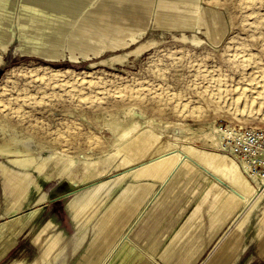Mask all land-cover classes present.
Wrapping results in <instances>:
<instances>
[{
  "label": "rangeland",
  "instance_id": "374dc122",
  "mask_svg": "<svg viewBox=\"0 0 264 264\" xmlns=\"http://www.w3.org/2000/svg\"><path fill=\"white\" fill-rule=\"evenodd\" d=\"M34 1L6 0V8L0 11V29L4 33L1 40L7 42L5 48L0 45V143L8 142L10 146L22 149L29 147L28 150L33 152L37 160L39 157L41 159L49 156L54 158V161L59 158L58 152L64 154L67 152L66 154L72 160L71 165H73L70 166L69 172L66 174L56 170L50 176L40 175L33 170H24L30 172L31 183L26 194L28 195L27 200L24 202L23 199L22 201L23 205L31 204L38 194L46 192L58 181L61 182V186L71 182L73 191L72 195L66 198L68 203L78 200L74 203L75 205L79 204L85 195L94 194L93 200L80 214L85 215L87 211V219H90L102 204V199L98 195L102 190L103 180L122 178V183H125L135 177L134 167L137 166V162L126 164L124 168L121 167L123 165L120 164V156L111 146L112 138L109 135V126L117 123L127 124L136 120L141 124L140 130L144 126L149 130L152 129L158 137L160 136L161 140L176 142V144L186 143L205 151H212V149L209 145L202 143L204 136L214 132L221 140V129L226 125L264 130V122L259 118L249 124L243 123L239 119L233 118L228 112L216 110L209 98V92L215 86V79L220 77L221 89L223 88L221 92L224 95L223 98L226 97L223 101L224 106L231 107L228 104L231 97L235 95L234 87L241 86L246 81L244 76H247L250 67L248 64L246 66L245 63L239 62V58H242L247 52V54L250 53L258 57L256 60H259L260 63L261 61L264 63V18L261 17L264 16L262 13L264 12V0H258L259 2L255 0L257 4L254 3V0H232V3L231 0H82V2L70 0L74 7L66 14L65 23H63L65 25H60L61 27L57 29L59 32L55 31V34L42 36V38L39 35H30V39L28 33L31 31H35V34H38L39 31L43 33L53 25L42 21L30 23L27 20V23L25 19L29 17V14L25 15L26 13L23 12L33 8L37 4V0ZM247 13L248 16H246ZM259 13L263 15L260 16ZM214 14L219 16L222 28V35L219 39H213L210 35L213 22L211 15ZM252 14L254 16L256 14L254 20ZM160 15L168 20L170 25L156 22ZM243 16H245V20ZM23 18L25 19L23 20ZM253 21L255 24H252ZM257 22L258 24H256ZM42 23H46L47 27ZM252 25L257 27L254 28ZM20 26H22L21 29ZM54 27L56 26H52V29ZM245 37L252 41H247ZM253 39H257V41ZM22 40H25L26 44ZM33 41L40 47L52 49L54 56L46 57L28 52L27 46ZM48 41L49 45H47ZM51 45L54 47L52 48ZM261 45L263 46L261 47ZM230 46L233 49H227ZM238 46H242L243 49ZM235 48H238V51ZM241 50L245 52L242 53ZM239 51L240 55L242 54L241 57ZM233 54H236L235 57ZM234 61H236V65H243L236 66V68L235 64H232ZM198 67L200 68L198 69ZM204 68L205 70L202 72ZM204 74H208V76L204 78ZM212 77L214 78L212 79ZM225 81L226 83H224ZM69 84L71 86H66ZM208 85H210V89H208ZM125 88L129 89L126 92L127 96H125ZM150 89L153 90V93ZM97 91L100 92L97 93ZM207 91L208 94H206ZM150 93L152 96L155 94L156 96L152 97L149 95ZM130 96L132 97L130 98ZM200 96L203 99L200 100L199 98H202ZM71 97H76V99ZM168 97L170 101H168ZM161 98L162 100H160ZM21 102L23 103L21 104ZM214 126H216V131H214ZM56 137L61 139H56ZM100 138L103 140L101 141ZM222 150L228 152L225 148ZM112 154H114L113 157ZM67 155H64L66 158L61 159L62 164L69 161L70 158ZM233 159L239 163L234 157ZM100 161L104 162L103 167L105 168L100 175L93 177L84 175L83 168L86 165ZM0 162L8 165L11 169L15 168L6 158L0 157ZM125 166L127 167L125 168ZM247 175L248 178L250 177V182L257 187V191L264 190V186L259 185L249 173H246ZM173 177L180 180L193 176H191V171L180 166L179 173L177 172ZM204 177L207 184L216 180L215 175L205 171L194 175L197 180ZM146 178L157 181L161 179L153 176H146ZM98 181L102 184L95 188ZM177 181L175 184L179 185ZM220 183L223 187L224 183L222 181ZM203 184L198 196L206 188L205 181ZM12 191L5 184L0 170V215L3 212L7 214V212L16 209H11L16 204L13 203L15 198L12 196ZM81 196L83 197L81 198ZM108 199L109 197L106 201ZM259 205V207L251 209L239 229L241 241L231 264H264V228H259L257 223L258 215L264 209V200ZM247 208L248 205L244 203L238 206L228 218V223L217 241L204 253L197 264H209L208 259L243 219Z\"/></svg>",
  "mask_w": 264,
  "mask_h": 264
},
{
  "label": "crops",
  "instance_id": "0c3cea01",
  "mask_svg": "<svg viewBox=\"0 0 264 264\" xmlns=\"http://www.w3.org/2000/svg\"><path fill=\"white\" fill-rule=\"evenodd\" d=\"M177 172L159 181L103 180L102 204L90 219L74 215L78 200H66L71 182L58 181L28 206L25 195L22 205L0 215V264H197L232 212L220 201L222 188L205 178L174 179ZM113 203L117 209L107 211Z\"/></svg>",
  "mask_w": 264,
  "mask_h": 264
},
{
  "label": "bare ground",
  "instance_id": "6f19581e",
  "mask_svg": "<svg viewBox=\"0 0 264 264\" xmlns=\"http://www.w3.org/2000/svg\"><path fill=\"white\" fill-rule=\"evenodd\" d=\"M34 0H32L33 2ZM228 1V0H227ZM235 1V0H234ZM237 1V0H236ZM240 1V0H238ZM249 1V0H248ZM257 2H259L258 0H256ZM263 1V0H261ZM35 2V1H34ZM79 2H82V0H80ZM252 2V1H251ZM103 3V2H102ZM232 3V0H231ZM239 3V2H236ZM255 3V0H254ZM253 3V6H254ZM109 4V3H108ZM230 4V3H229ZM243 4V3H242ZM248 4V3H245ZM244 4V6H245ZM257 4V3H255ZM264 4V3H263ZM27 5V4H26ZM251 5V4H250ZM259 5V4H258ZM7 6V2L6 0H0V11L3 10L4 8H6ZM118 6V5H117ZM235 5H233V8ZM249 6V5H248ZM247 6V7H248ZM252 6V5H251ZM250 6V7H251ZM252 6V7H253ZM262 6V5H261ZM264 6V5H263ZM22 8H24L23 6H21ZM74 5L70 0H41L38 1L37 0V4L30 9H27L25 15L29 14V17L27 19L23 18V20L25 19L26 21H30V23H34V22H38V21H42V22H46V23H51L52 26H56L52 29L49 28V30H45L46 32L43 33H39L35 34V31H31L29 34V36H34V35H39L40 38H42V36H49L51 34H55V31H58L57 29L59 27H61L60 25L65 23V17L66 14L69 13L71 10V8L73 9ZM236 7L238 8V6L236 5ZM246 7V6H245ZM260 7V6H259ZM26 8V7H25ZM134 8V7H133ZM244 8V7H243ZM241 8V9H243ZM249 8V7H248ZM247 8V9H248ZM246 9V10H247ZM253 9V8H251ZM259 9V8H258ZM257 9V10H258ZM262 9V8H261ZM260 9V10H261ZM117 10V9H116ZM245 10V9H244ZM249 10V9H248ZM256 10V11H257ZM22 11V10H21ZM20 11V12H21ZM239 11H243V10H239ZM250 11V10H249ZM264 11V9H263ZM125 12V11H124ZM244 12V11H243ZM246 12V11H245ZM253 13V11H251ZM262 12V10L260 11ZM115 13V12H114ZM127 13V12H126ZM143 13V12H142ZM242 13V12H240ZM239 13V14H240ZM257 13V12H255ZM264 13V12H262ZM261 13V15H263ZM20 14V13H19ZM136 14V13H135ZM201 14V13H200ZM254 14V13H253ZM252 14V15H253ZM21 15V14H20ZM23 15V14H22ZM123 15V14H122ZM145 15V14H143ZM149 15V14H148ZM202 15V14H201ZM249 14L247 13L246 16H248ZM260 15V13H259ZM260 15V16H261ZM35 16V18H34ZM256 16V14H255ZM254 15L253 20H254ZM212 17V27H211V31H210V35L213 39H219L222 35V28L220 25V19L218 18L219 16L211 15ZM242 17V16H241ZM244 20H245V16ZM250 17V16H249ZM250 17V18H252ZM262 18H264V16H261ZM248 19V17H246ZM259 18V17H258ZM19 19V18H18ZM21 19V17H20ZM19 19V21H20ZM67 19V18H66ZM142 19V18H141ZM237 19V18H236ZM241 19V18H240ZM238 19V20H240ZM246 19V20H247ZM257 19V18H256ZM261 19V18H259ZM258 19V20H259ZM69 20V19H68ZM243 20V21H244ZM249 20V19H248ZM25 21V22H26ZM27 21V23H28ZM211 21V20H210ZM251 21V20H250ZM257 21V20H256ZM22 22V21H21ZM20 22V23H21ZM36 22V23H37ZM85 22V21H84ZM156 22L159 23H165L167 25H170L168 20L164 19V17L162 15L159 16L158 20H156ZM246 22V21H245ZM244 22V23H245ZM248 22V21H247ZM252 22V21H251ZM262 22V20H261ZM24 23V22H23ZM44 24L45 26L47 24ZM67 23V22H66ZM87 23V22H86ZM250 23V22H248ZM19 24V23H18ZM26 24V23H25ZM164 24V25H165ZM252 24H255L254 21ZM258 24V22L256 23ZM22 25V24H21ZM24 25V24H23ZM27 25V24H26ZM30 25V24H29ZM28 25V26H29ZM34 25V24H32ZM37 25V24H36ZM41 25V24H40ZM43 25V26H44ZM65 25V24H63ZM93 25V24H92ZM132 25V24H131ZM263 25V24H262ZM31 26V25H30ZM42 26V25H41ZM49 26V27H50ZM254 26V25H252ZM251 26V27H252ZM259 26V25H258ZM22 26H20L21 29ZM39 27V26H38ZM47 27V26H46ZM45 27V28H46ZM251 27H249L251 29ZM257 27V26H256ZM254 26V28H256ZM29 28V27H27ZM33 28H36L35 26H33ZM32 28V29H33ZM81 28V27H80ZM246 28V27H245ZM259 28V27H258ZM47 29V28H46ZM82 29V28H81ZM244 29V27H243ZM248 29V28H247ZM261 29V27H260ZM24 30V29H23ZM40 30V28H39ZM42 30V29H41ZM43 30V31H44ZM246 30V29H245ZM249 30V29H248ZM253 30V29H252ZM258 30V29H257ZM63 31V30H62ZM250 31V30H249ZM255 31V30H254ZM42 32V31H41ZM59 32V31H58ZM252 32V31H251ZM32 33V34H31ZM76 33H78L76 31ZM250 33V32H249ZM254 33V32H252ZM252 33H250L251 35H253ZM23 34V33H22ZM21 34V35H22ZM27 34V33H25ZM24 34V35H25ZM27 34V35H28ZM245 33L243 32V35ZM247 34V33H246ZM4 35L3 30L0 29V45L5 48L7 46V42L6 40L3 41L1 40V38H3L2 36ZM23 35V36H24ZM249 35V34H247ZM257 34L255 33V36ZM28 36V37H29ZM30 36V39H31ZM246 36V35H245ZM258 36H260L258 34ZM25 37V36H24ZM244 37V36H243ZM252 37V36H251ZM262 37V36H261ZM22 38V37H21ZM240 38H242V36H240ZM247 41L251 42L252 39L248 40L247 37H245ZM253 38H255L253 36ZM257 38V36H256ZM260 39V37H258ZM244 39V38H243ZM26 40H28V38H26ZM38 40V38H37ZM36 40V42H37ZM44 40V39H43ZM233 40V39H232ZM255 40V39H253ZM261 40V39H260ZM25 41V40H22ZM42 41V40H41ZM245 41V40H244ZM257 41V39L255 40ZM254 41V42H255ZM262 41V40H261ZM36 42H32L30 43V45L27 46V50L28 52H32V53H37L39 55L42 56H46V57H52L54 56V51L49 50L48 48L45 47H40V45H38V43ZM44 42H46L44 40ZM232 41H230L231 43ZM235 42H237V40H235ZM240 42V41H239ZM243 44V41H241ZM47 43V42H46ZM51 43V42H50ZM53 43V42H52ZM51 43V44H52ZM102 43V42H101ZM233 43V42H232ZM246 43V42H245ZM253 43V42H252ZM250 43V44H252ZM264 43V42H263ZM23 44V43H21ZM24 44H26V41L24 42ZM23 44V45H24ZM43 44V43H42ZM60 44V43H59ZM103 44V43H102ZM234 44V43H233ZM240 44V43H239ZM249 44V43H248ZM49 45V41L48 44ZM57 45V44H56ZM241 45V44H240ZM245 45V44H243ZM242 45V46H243ZM255 45V44H254ZM264 45V44H263ZM261 45V47L263 46ZM21 46V45H20ZM45 46V45H44ZM52 46V45H51ZM233 46V45H232ZM241 46V47H242ZM54 46H52L53 48ZM235 47V46H234ZM239 47V46H238ZM239 47V48H241ZM245 47V46H244ZM247 47V45H246ZM249 47V45H248ZM251 47V46H250ZM258 47V46H257ZM264 47V46H263ZM22 48V47H20ZM233 49V47L230 46V48L227 49ZM24 49V47H23ZM55 49V48H54ZM225 49V48H224ZM236 49V48H235ZM238 49V48H237ZM236 49V50H237ZM243 49V47H242ZM249 49V48H248ZM26 50V49H25ZM57 50V49H56ZM59 50V49H58ZM57 50V51H58ZM245 50V49H244ZM244 50H241L242 53ZM250 50V49H249ZM248 50V51H249ZM258 50V49H257ZM262 50V48L260 49V51ZM238 51V50H237ZM245 52V51H244ZM250 52V51H249ZM56 53V52H55ZM223 53V52H222ZM228 53V52H227ZM238 53V52H237ZM257 53V52H256ZM58 54V53H57ZM56 54V55H57ZM230 54V52H229ZM261 54V53H259ZM228 55V54H227ZM226 55V56H227ZM234 57L236 54H233ZM232 55V57H233ZM242 55V54H241ZM240 55V51H239V56ZM258 55V54H257ZM224 56V55H223ZM231 56V55H230ZM229 56V57H230ZM261 56V55H260ZM263 57V56H262ZM261 57V58H262ZM224 58V57H223ZM227 58V57H226ZM256 56H254L253 54H250L246 52V55L244 54V56L242 58H239V62L241 63H245L246 66L247 64L250 65V67L248 68L247 71V76L246 77V81L241 84V86H237L234 87V91H235V95L233 97H231L229 104L227 103L228 98H227V104L231 105V107L228 106V108L226 106H224L223 101L226 99V97L223 98L224 95H222L221 90V79H215L212 80V82H214L215 86L212 89L209 95L210 98V102L212 103V105L216 108V110L222 112H228L229 114H231L233 116V118H237L239 119V121H242L243 123H250L251 121H253L254 119L259 118L261 121L264 122V63L261 61V63L259 62V60H256ZM260 58V59H261ZM231 59V57H230ZM264 59V57H263ZM232 60V59H231ZM230 60V61H231ZM236 60V59H235ZM223 61V60H222ZM264 61V60H263ZM236 61L232 62V64H235ZM238 62V61H237ZM219 63V62H218ZM230 63V62H229ZM229 63H227L229 65ZM237 64V63H236ZM236 66H240V65H236ZM239 64V63H238ZM244 64V65H245ZM214 66V65H213ZM245 66V67H246ZM200 67H198L199 69ZM213 68V67H212ZM237 68V67H236ZM52 69V68H51ZM197 69V68H196ZM239 69V68H238ZM195 70V69H194ZM202 70V69H201ZM205 68L202 70V72H204ZM231 70V69H230ZM208 71V70H206ZM210 71V70H209ZM208 71V72H209ZM236 71V70H235ZM240 71V70H239ZM237 71V72H239ZM50 72V71H49ZM197 72V71H196ZM200 73V71H198ZM207 72V73H208ZM212 72V71H211ZM215 72V71H214ZM198 73V74H199ZM216 73V72H215ZM245 74V72H243ZM209 74V73H208ZM207 75L204 76V78H206ZM212 74V73H211ZM217 74V73H216ZM220 74V73H219ZM227 75V74H226ZM211 77V75H209ZM223 76V75H222ZM46 77V76H45ZM54 77V76H53ZM216 77V76H215ZM224 77V76H223ZM214 77H212L213 79ZM222 78V77H221ZM225 78V77H224ZM243 78V77H242ZM78 79V78H77ZM203 79V78H202ZM241 79V78H240ZM211 80V79H210ZM237 80V79H236ZM245 80V79H244ZM243 80V81H244ZM203 81V80H202ZM242 81V80H240ZM90 82V81H89ZM206 82V81H205ZM226 83V81L224 82ZM237 83V82H236ZM48 84V83H47ZM50 84V83H49ZM74 84V83H73ZM210 84V83H209ZM89 85V84H87ZM93 85V84H92ZM49 86V85H47ZM56 86V85H55ZM54 86V87H55ZM66 86H71V84L66 85ZM84 86V85H83ZM210 85H208V89ZM50 87V86H49ZM59 87V86H58ZM78 87V86H77ZM203 87V86H202ZM225 87V86H224ZM64 88V87H63ZM82 88V87H81ZM84 88V87H83ZM93 88V87H92ZM226 88V87H225ZM227 91V89H225ZM229 88V87H228ZM8 89V88H7ZM66 89V88H65ZM72 89V88H71ZM122 89V88H121ZM120 89V92H121ZM46 90V89H45ZM60 90V89H59ZM78 90V89H77ZM81 90V89H80ZM126 90V88H125ZM129 90V89H127ZM125 91V96L126 92ZM203 91V89H201ZM200 90V91H201ZM207 90V89H206ZM231 90V88H230ZM137 91V90H136ZM151 91V89H150ZM223 91V90H222ZM37 92V91H36ZM66 92V91H65ZM69 92V91H68ZM71 92V90H70ZM100 91H97V93ZM106 92V91H105ZM109 92V91H108ZM115 92V91H114ZM132 92V91H130ZM138 92V91H137ZM136 92V93H137ZM153 93V90L151 91ZM198 92V91H197ZM10 93V92H9ZM8 93V94H9ZM96 93V91H95ZM111 93V92H110ZM227 93V92H226ZM22 94V93H21ZM30 94V93H29ZM72 94L74 95V93L72 92ZM75 94H77L75 92ZM80 94V93H79ZM83 94V92H82ZM106 94V93H105ZM123 94V92H122ZM134 94V93H133ZM138 94V93H137ZM142 94V93H141ZM199 94V92H198ZM203 94V92H202ZM208 94V91L207 93ZM233 94V93H232ZM26 95V94H25ZM68 96H70L69 94H67ZM81 95V94H80ZM108 95V93H107ZM124 95V94H123ZM135 95V94H134ZM143 95V94H142ZM140 95V96H142ZM151 95V93L149 94ZM227 95V94H226ZM33 96V95H32ZM64 96V95H63ZM72 96V95H71ZM76 96V95H75ZM82 96V95H81ZM111 96V95H110ZM152 96V95H151ZM156 96V94L154 95ZM152 96V97H154ZM206 96V95H204ZM58 97V96H57ZM78 97V95L76 96ZM76 97H71V98H75ZM88 97V96H86ZM91 97V96H90ZM103 97V96H102ZM116 97V96H115ZM132 96H130L131 98ZM143 97V96H142ZM202 97V96H200ZM27 98V97H26ZM35 98V97H34ZM61 98V97H60ZM70 98V97H69ZM83 98V96H82ZM108 98V97H107ZM117 98V97H116ZM128 98V97H126ZM139 98V96H138ZM144 98V97H143ZM207 98V97H204ZM208 98V99H209ZM19 99V98H17ZM24 99V96H23ZM90 99V98H89ZM92 99V98H91ZM111 99V98H110ZM124 99V97H123ZM133 99V98H132ZM154 99V98H153ZM168 101H170V98L168 97ZM200 100L203 99L199 98ZM22 100V99H21ZM93 100V99H92ZM96 100V99H95ZM102 100V99H101ZM126 100V99H125ZM128 100V99H127ZM131 100V99H130ZM137 100V99H136ZM140 100V98H139ZM162 100V98L160 99ZM20 101V100H19ZM27 101V99H26ZM73 101V100H72ZM90 101V100H89ZM97 101V100H96ZM100 101V100H98ZM142 101V100H141ZM158 101V100H157ZM164 101V100H163ZM172 101V100H171ZM176 101V100H175ZM203 101V100H202ZM205 101H207V99H205ZM17 102V101H16ZM82 102V101H81ZM85 102V101H84ZM83 102V103H84ZM103 102V101H102ZM166 102V101H165ZM164 102V103H165ZM11 103V102H9ZM23 102H21L22 104ZM32 103V102H31ZM91 103V102H89ZM96 103V102H95ZM101 103V102H100ZM163 103V104H164ZM173 103V101L171 102ZM210 103V104H211ZM7 104V103H6ZM105 104V103H104ZM162 104V103H161ZM170 104V102H169ZM177 104V102H176ZM14 105V104H12ZM20 105V103H19ZM18 105V106H19ZM207 105V103H206ZM3 106V105H2ZM11 106V104H10ZM17 106V105H16ZM163 106V105H161ZM177 106V105H176ZM182 107V106H181ZM205 107V106H204ZM210 107V106H208ZM226 107V108H225ZM1 108V107H0ZM15 108V107H14ZM198 108V107H197ZM19 109V108H17ZM210 109V108H209ZM14 109H12L13 111ZM215 110V111H216ZM222 110V111H221ZM1 111V109H0ZM11 111V112H12ZM15 111V110H14ZM199 111V110H198ZM8 112V111H7ZM10 112V111H9ZM10 112V113H11ZM23 112V111H22ZM17 113V112H15ZM19 113V112H18ZM17 113V114H18ZM217 113V112H216ZM1 114V113H0ZM202 114V113H201ZM10 115V114H9ZM24 115V114H23ZM194 115V114H193ZM11 116V115H10ZM16 116V115H15ZM198 116V115H197ZM19 116L17 115V118ZM84 117V116H83ZM231 117V116H230ZM13 119V118H12ZM22 119V118H21ZM20 120V119H19ZM27 121V120H26ZM149 120L147 121V123L149 124ZM147 124V125H148ZM146 125V124H145ZM141 126V124L136 121V120H132L130 122H128L127 124H121V123H117L115 125H111L110 127V137L112 138V144L111 146L115 149L114 151L116 152V154L118 153L120 156V164L123 165L121 167L124 168V165L129 164V163H136V167H139L136 170L135 176H153V177H158L161 179L167 178L169 177L174 171L178 170L180 166H183L186 170L191 171V176H194L196 174H198L200 171H205V172H209L213 175H215V179L216 180H212V187L222 191V198L220 199L222 205L225 208H228L229 210H231V212L233 213L239 205H241L242 203L248 205L246 214L244 215L243 219L237 224V226L234 228V230L228 235V237L224 240V242L219 246V248L212 254V256L208 259V263L209 264H231L232 259L240 245V241H241V235H240V227L243 224L244 220L247 218L249 212L251 211V209L253 207H259V203L261 201L264 200V190L262 189V191H257L256 190V186H254L252 184V182H250V177L248 178V175L246 176V173L248 171L246 166H242L241 164L235 162V160L233 159V156L230 155L229 152H224L223 148V144L220 140V138L215 135V133H209L206 136H204L202 143L209 145V147H211L212 151H205V150H200V149H196L191 145H188L186 143H180V144H176L172 143V142H166V140H161L156 133L153 132V130H149L147 127H145V129L140 130L141 128H139ZM150 126V125H149ZM147 128V129H146ZM39 129V128H37ZM225 129H230L229 126H226ZM214 131H216V126H214ZM55 132V131H54ZM62 132V131H61ZM45 133V132H44ZM108 133V132H107ZM38 134V133H37ZM59 134V133H57ZM53 135V134H52ZM55 135V134H54ZM63 135V134H61ZM74 135V134H73ZM72 135V136H73ZM90 135V134H89ZM98 135V134H97ZM56 136V135H55ZM53 136V137H55ZM58 136V135H57ZM64 136V135H63ZM100 136V135H99ZM38 137V136H37ZM66 137V136H65ZM64 137V138H65ZM92 137V136H91ZM98 138V136H96ZM109 137V136H108ZM163 137V136H162ZM60 138V137H59ZM58 137H56V139H59ZM63 138V137H62ZM67 138V137H66ZM94 138V137H93ZM61 139V138H60ZM68 139V138H67ZM76 139V138H75ZM85 139V138H84ZM91 139V138H90ZM89 139V140H90ZM95 139V138H94ZM101 139V138H100ZM64 140V139H63ZM69 140V139H68ZM67 140V141H68ZM71 140V139H70ZM77 140V139H76ZM103 139H101L102 141ZM60 141V140H59ZM62 141V140H61ZM65 141V140H64ZM88 141V140H87ZM94 142V141H93ZM62 143V142H61ZM101 144L103 142H100ZM105 143V142H104ZM75 144V143H74ZM86 144V143H85ZM100 144V145H101ZM30 145V144H29ZM92 145V144H90ZM94 145V144H93ZM91 147V146H90ZM29 148V147H28ZM27 147L25 148H19V147H13L10 146V144L8 142H3L0 143V157L1 158H6L9 163L14 166V169H11L10 167H8V165L0 162V170L2 172L3 175V180L5 182V184L7 185V187L9 189H12V196L15 198L13 203H16L11 209L16 208L18 206H20L21 204V200L25 197V195L28 193V187L31 183V176H30V172H25L24 170H33L36 171L37 173H39L40 175H47L50 176L52 174L53 171L59 170L61 171V173H68L69 172V168L70 166L72 167L71 163L72 160L69 157V155H67L65 152V154L63 152H58L59 158L55 159L53 161L52 157H46V158H41L39 157V160H37L36 156L33 154L32 151H29ZM75 148V147H74ZM99 148V147H98ZM35 150V149H34ZM33 150V151H34ZM96 150V149H95ZM218 150H221L223 152H220ZM36 151V150H35ZM72 152V151H71ZM113 152V151H112ZM114 152V153H115ZM117 154V155H118ZM67 155V157H69V161L65 162L64 164L61 163V159L64 158ZM88 155V154H87ZM111 155V154H110ZM114 156V154H112V157ZM56 157V156H55ZM90 157V156H88ZM66 158V157H65ZM83 160V159H82ZM94 160V159H93ZM53 161V162H52ZM91 161V160H90ZM75 164V163H74ZM118 164V162H117ZM115 165V164H114ZM130 165V164H129ZM104 166V162L100 161V162H95V163H91L89 165H86L83 169H84V175L88 176V177H93L96 175H100L105 168ZM128 166V165H127ZM125 166V168L127 167ZM115 167V166H113ZM120 167V166H119ZM132 168V167H131ZM127 170V169H126ZM126 172V171H125ZM124 172V174H125ZM129 172V170L127 171V173ZM126 173V174H127ZM61 175V174H60ZM65 176V175H64ZM187 176V175H186ZM59 177V176H58ZM185 177V176H184ZM205 178V177H204ZM93 180V179H92ZM218 180V181H217ZM223 182L224 185L223 187H221V183ZM99 183H97L95 188H98L99 186H101V182L98 181ZM95 184V183H94ZM94 187V186H93ZM93 190V189H92ZM91 190V191H92ZM169 190V189H168ZM166 195V194H165ZM125 197V193H123L121 195V197L117 198V201H121V199L123 200ZM127 197H129L127 195ZM201 197V196H200ZM94 198V194L92 195H85L84 199L82 202H80L79 204L73 203L72 204V210L74 215H80L83 210L86 208V206L88 205V203H90ZM99 201V200H98ZM98 203V202H97ZM95 204V203H94ZM90 206V205H89ZM100 206V205H99ZM93 209V208H92ZM117 209V206H114V203L111 204V206H109V208L107 209V211H114ZM87 214V211L85 212ZM92 216V215H91ZM90 216V217H91ZM49 221V220H48ZM258 227L259 228H264V209H262L261 214L258 215ZM20 228V227H19ZM22 228V227H21ZM17 229V228H16ZM15 229V230H16ZM258 229V228H257ZM53 230V229H52ZM16 232V231H15ZM20 232V231H19ZM13 233V232H12ZM225 234V233H224ZM221 239V238H220ZM10 241V240H9ZM55 241L52 240V242ZM222 241V240H221ZM10 244V243H9ZM54 245V243L52 244ZM216 248V247H215ZM48 250V245H46V248L44 250V253H46ZM215 250V249H214ZM213 252V251H212ZM36 264V263H35Z\"/></svg>",
  "mask_w": 264,
  "mask_h": 264
},
{
  "label": "built area",
  "instance_id": "2783aa9c",
  "mask_svg": "<svg viewBox=\"0 0 264 264\" xmlns=\"http://www.w3.org/2000/svg\"><path fill=\"white\" fill-rule=\"evenodd\" d=\"M225 127L221 129L223 147L239 164L247 167V173L259 185L264 186V130L252 127Z\"/></svg>",
  "mask_w": 264,
  "mask_h": 264
}]
</instances>
